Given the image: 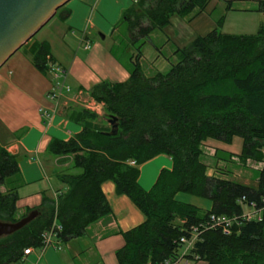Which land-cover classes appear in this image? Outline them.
<instances>
[{
	"label": "trees",
	"instance_id": "obj_1",
	"mask_svg": "<svg viewBox=\"0 0 264 264\" xmlns=\"http://www.w3.org/2000/svg\"><path fill=\"white\" fill-rule=\"evenodd\" d=\"M211 1L136 0L122 12L119 24H125L129 44L144 42L153 31L166 28L173 16L187 23L201 14L210 17L215 10L213 6L206 12ZM233 1L223 2L224 11L231 10ZM255 2L261 20L254 35L219 32L220 17L213 30L174 51L177 62L166 73L145 77L139 54L123 65L128 73L124 82L101 81L89 88L90 100L102 105L105 123L114 119L116 134L106 136L109 128L95 114L70 107L64 117L80 132L65 142L51 140L46 148L56 160L52 177L60 189L53 198L42 194L40 205L19 218L17 157L0 146V222L14 223L37 212L20 230L0 238V264L18 263L25 249H41V236L54 226L59 227L53 239L58 243L82 236L110 213L101 191L104 183L143 217L120 233L123 245L114 253L115 264L174 262L182 249L178 240L189 239L194 228L196 238L183 257L187 261L264 264V0ZM55 16L62 21L68 11L61 7ZM28 50L33 70L46 75L52 63L47 43ZM233 138L240 139L241 149L238 155L225 153L228 160L234 156L241 166L246 161L261 164L253 188L219 177L225 173L206 175L203 144L229 145ZM157 156L168 158L171 168L160 170L151 188L143 191L137 184L138 168ZM178 194L206 199L210 208L202 212L179 203ZM250 207L259 213V222L241 218L243 208ZM210 216L236 221L224 235L219 228H204Z\"/></svg>",
	"mask_w": 264,
	"mask_h": 264
},
{
	"label": "crops",
	"instance_id": "obj_2",
	"mask_svg": "<svg viewBox=\"0 0 264 264\" xmlns=\"http://www.w3.org/2000/svg\"><path fill=\"white\" fill-rule=\"evenodd\" d=\"M135 2L136 0L67 1L63 7L68 11V16L62 21L58 20L59 28L54 27L53 31L63 37L66 34L77 37L76 42L83 47L82 52L85 54L81 59L77 54L71 55L63 43L60 48L65 50V54L53 51L50 40L32 43H47L52 64L67 71L73 78V83H76L78 92L74 97L60 99L56 103L46 98L54 81L49 72L42 76L33 70L29 57L25 55V52L29 53V51L21 53L16 51L0 67V146L17 157L19 186L16 190L15 216L20 217L26 210L36 209L40 205L42 194L53 198L54 192L60 189L52 177L56 160L49 158L46 148L51 140L65 142L80 132L79 126L65 119L66 111L79 100L81 93L88 96L89 88L99 82L121 83L127 79L128 73L125 67L115 59L109 49L106 52L112 58L106 59L104 51H100L98 46L93 50L94 52L89 53V45L92 34L101 35L103 39L109 38L114 33V27L119 22L122 12ZM203 16L209 17L201 14L189 22L200 20ZM86 45L88 48H85ZM96 54L100 57L99 62L96 61ZM63 56L66 58L62 59ZM19 132L21 134L16 138L15 134ZM220 144L214 141L203 144L201 161L207 171L205 161H212L215 151L227 152ZM250 164L255 168L259 167L257 171L261 168V164L251 161H246L243 167L250 168ZM213 166L215 169L222 168L218 162L213 163ZM170 168L171 163L164 156H157L142 164L138 168V186L143 191H148L159 171ZM207 171V176H216L219 173ZM222 172L227 171L222 170ZM101 191L110 208L107 216L88 226L79 238L65 244L52 239L49 246L43 249H31L29 255L22 257L16 264H115L114 253L123 245L120 233L140 224L143 217L125 197L115 196L111 184L104 183ZM177 198L176 195L175 201L203 211H208L210 208V204L200 202L197 198H183V202L178 201Z\"/></svg>",
	"mask_w": 264,
	"mask_h": 264
},
{
	"label": "rangeland",
	"instance_id": "obj_3",
	"mask_svg": "<svg viewBox=\"0 0 264 264\" xmlns=\"http://www.w3.org/2000/svg\"><path fill=\"white\" fill-rule=\"evenodd\" d=\"M224 1L227 0H212L206 9V12L208 13V11L213 6H216L215 10L212 12L210 17L203 16L202 18H200L201 21L196 19L195 22L187 23L186 21H183L182 19H179L175 16L171 17L169 25L166 28L161 31H153L148 35L147 40L144 42H142V40H139L133 44H129L125 24H119V22H117L114 27V33L109 38L105 37V39H101V35L92 34L91 44H88L90 48L89 53L91 51L94 52L93 50L96 48V46H98L101 49L100 51H104L105 58L109 59L112 58L106 52L109 49V51H111V53L114 55L115 59L119 60L120 64L122 65H128V57H134L140 54L141 56L138 57V62L140 71L145 77L151 76L157 72L164 74L168 71L171 65H174L177 62V56L174 54V51L187 45L193 38L202 37L213 30L215 28V21L220 17H223V22L219 29V32L223 34L234 36H250L255 34L257 24L261 17L259 14L254 12V10L256 9V0H235L232 2V10L230 11H224ZM216 2H218L217 5ZM142 23L144 25L145 22L143 21ZM58 25L59 22L57 16H55L54 18L49 20L29 41L25 43L26 45L20 48L16 53L29 51L28 48L33 42L50 40L53 51L57 52L58 54H65V50L63 48H60V45H62L61 43H63L65 49H67L69 53H71V55L77 54L79 55L78 58L81 59L85 54H83L82 52L83 47L79 45L78 42H76L77 37H71L67 34L64 35V37L58 35V32L53 31L54 27L59 28ZM61 51H63V53ZM25 55L30 59L31 56L28 52H25ZM95 56L96 61L99 62L100 57L97 54ZM65 58V56L62 57V59ZM100 69H102V67H100ZM109 73L113 75L112 72ZM73 82V78L70 77L69 73L66 71L63 87L67 88L69 92H63L61 94L62 99L71 98L77 95V85ZM59 83H61V81H59L58 84ZM87 90L88 89H86V91ZM79 97V100L76 101V103H74V105L71 107L83 109L95 114L98 119L101 120L103 125L109 128L107 123H105V120H103L102 105L95 104L90 100L88 96L84 95L83 93H81ZM220 145L226 148V153L232 155H238L240 153L241 141L238 138H233L229 145ZM217 153L218 152L215 151L214 157L211 158L213 159V162L205 161L204 159V161L207 163L208 173L219 172L221 174H224L222 170H225L227 172L225 173V175H223V179L233 181L250 188H253L255 186L257 177L256 172L259 167L255 168L250 164V168H245L235 161L236 159L234 156L231 157L232 161H229L227 155L224 152L222 153L220 151L221 154ZM215 162H218V165H222V168L215 169L214 166L212 167L213 163L215 164ZM0 192L2 193V189H0ZM177 196V200L180 202L184 201L183 198H192L191 196L183 194H178ZM197 200L210 204L206 199L197 198ZM246 209L247 208H243V211L249 210ZM200 211L204 212L203 210ZM18 217V215L15 216V218ZM189 264L205 263L190 262Z\"/></svg>",
	"mask_w": 264,
	"mask_h": 264
},
{
	"label": "water",
	"instance_id": "obj_4",
	"mask_svg": "<svg viewBox=\"0 0 264 264\" xmlns=\"http://www.w3.org/2000/svg\"><path fill=\"white\" fill-rule=\"evenodd\" d=\"M68 0H0V67L29 41ZM103 39V38H101ZM106 136L116 134L114 119L108 120ZM37 216L32 211L14 223L0 222V238L20 230Z\"/></svg>",
	"mask_w": 264,
	"mask_h": 264
},
{
	"label": "built area",
	"instance_id": "obj_5",
	"mask_svg": "<svg viewBox=\"0 0 264 264\" xmlns=\"http://www.w3.org/2000/svg\"><path fill=\"white\" fill-rule=\"evenodd\" d=\"M85 48H87V46ZM47 67H48V72L51 74L52 80L54 81V84L50 88L48 93L46 94V98L49 101L56 103L60 99H62L61 94L63 92L64 93L69 92L67 88L63 87V82L65 79V72L59 66L53 65L52 63H48ZM59 81H61V83L58 84ZM247 209H249V211L246 213H243L241 218L246 222H249V221L259 222L260 221L259 213L253 210L252 207L247 208ZM235 221H236L235 218L225 219L222 217L210 216L208 222H206V224L204 225V228L205 229L219 228L222 234L226 235L228 233L231 223ZM55 231H59V227L54 226L53 228H51L49 232L44 233L41 236L43 240V247L41 249L50 245V241L54 239ZM196 234H197V230L196 228H194V229H191V233H190L191 236L189 237V239H186L183 237L180 238L178 240V243L182 246V249H181L179 258L176 259L174 262L164 261L162 264H180V263L189 264L191 261H187L183 257L189 253V250L191 249L192 244L196 238ZM30 252H31L30 248L23 250L22 257L29 255ZM193 260L195 261L196 258L194 257Z\"/></svg>",
	"mask_w": 264,
	"mask_h": 264
}]
</instances>
